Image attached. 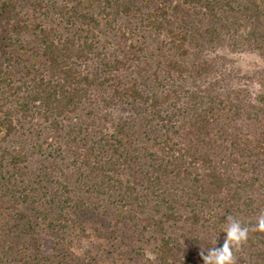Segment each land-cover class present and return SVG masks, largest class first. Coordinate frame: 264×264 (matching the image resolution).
<instances>
[{"label":"trees","instance_id":"trees-1","mask_svg":"<svg viewBox=\"0 0 264 264\" xmlns=\"http://www.w3.org/2000/svg\"><path fill=\"white\" fill-rule=\"evenodd\" d=\"M222 14L264 57V0H0V264H203L229 216L264 264L263 108L172 85L212 74L218 26H184Z\"/></svg>","mask_w":264,"mask_h":264},{"label":"rangeland","instance_id":"rangeland-1","mask_svg":"<svg viewBox=\"0 0 264 264\" xmlns=\"http://www.w3.org/2000/svg\"><path fill=\"white\" fill-rule=\"evenodd\" d=\"M201 24L215 25L220 30L215 43L207 44L201 41L202 47L195 52L197 58L214 62L213 72L205 78L187 76L180 80H175L172 85L195 96L236 93L237 98L247 100L264 110V57L256 47L251 46L243 39L247 23L240 24L237 19L224 14L216 19L194 16L184 28L193 30ZM146 91L150 92L151 89ZM185 102L186 98L179 103L169 104L160 110L159 113L161 116H172L185 106ZM102 103V99H99V101L91 103V106L95 105L96 111L109 113L116 121L132 122L144 116L155 117L158 111L149 110L142 105H128L123 102L115 103V105L106 109L102 106ZM88 118L87 115L78 113L77 115H71L68 122L72 124L73 128L79 125L85 126ZM91 133L94 136L98 134L96 130L91 131ZM262 173L264 174V172ZM262 214H264V200L258 217ZM181 231L184 230L182 229ZM184 236L179 238L180 242H186L188 236L187 234ZM223 240L224 236H208L207 241L200 246L201 248H189L188 255L190 258H197L196 256L200 255L201 252L206 254L211 248L220 247ZM232 254L234 264H256L258 262L257 248L252 247L247 240L239 248H233ZM146 255L154 259L150 252H146Z\"/></svg>","mask_w":264,"mask_h":264},{"label":"clouds","instance_id":"clouds-1","mask_svg":"<svg viewBox=\"0 0 264 264\" xmlns=\"http://www.w3.org/2000/svg\"><path fill=\"white\" fill-rule=\"evenodd\" d=\"M228 224L224 231V240L220 247L211 248L206 254L201 252L200 256L203 264H234L232 254L233 248L239 246L246 241L249 227L242 226L241 222L231 216L227 217ZM252 231L264 232V214H262Z\"/></svg>","mask_w":264,"mask_h":264}]
</instances>
